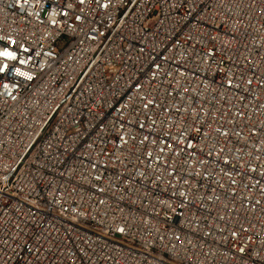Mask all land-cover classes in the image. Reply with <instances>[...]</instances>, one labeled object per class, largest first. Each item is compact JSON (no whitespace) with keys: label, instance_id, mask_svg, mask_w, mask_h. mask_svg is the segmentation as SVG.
I'll use <instances>...</instances> for the list:
<instances>
[{"label":"built area","instance_id":"2783aa9c","mask_svg":"<svg viewBox=\"0 0 264 264\" xmlns=\"http://www.w3.org/2000/svg\"><path fill=\"white\" fill-rule=\"evenodd\" d=\"M0 264H264V0H0Z\"/></svg>","mask_w":264,"mask_h":264},{"label":"clouds","instance_id":"9594fccd","mask_svg":"<svg viewBox=\"0 0 264 264\" xmlns=\"http://www.w3.org/2000/svg\"><path fill=\"white\" fill-rule=\"evenodd\" d=\"M4 55H8V53H4Z\"/></svg>","mask_w":264,"mask_h":264}]
</instances>
